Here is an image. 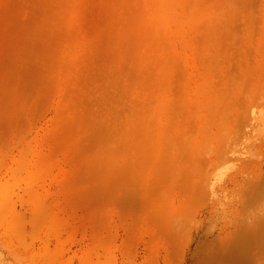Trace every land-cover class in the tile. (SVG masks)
<instances>
[{"label": "rangeland", "instance_id": "374dc122", "mask_svg": "<svg viewBox=\"0 0 264 264\" xmlns=\"http://www.w3.org/2000/svg\"><path fill=\"white\" fill-rule=\"evenodd\" d=\"M0 264H264V0H0Z\"/></svg>", "mask_w": 264, "mask_h": 264}, {"label": "clouds", "instance_id": "9594fccd", "mask_svg": "<svg viewBox=\"0 0 264 264\" xmlns=\"http://www.w3.org/2000/svg\"><path fill=\"white\" fill-rule=\"evenodd\" d=\"M214 230V229H213Z\"/></svg>", "mask_w": 264, "mask_h": 264}]
</instances>
